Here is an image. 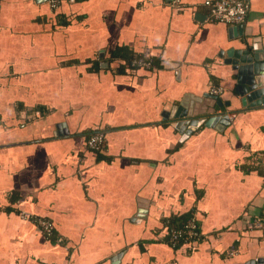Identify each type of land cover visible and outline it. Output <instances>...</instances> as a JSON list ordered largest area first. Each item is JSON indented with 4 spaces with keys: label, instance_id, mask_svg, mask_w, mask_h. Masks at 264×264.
Here are the masks:
<instances>
[{
    "label": "crops",
    "instance_id": "crops-1",
    "mask_svg": "<svg viewBox=\"0 0 264 264\" xmlns=\"http://www.w3.org/2000/svg\"><path fill=\"white\" fill-rule=\"evenodd\" d=\"M47 1L0 0V264H264V106H241L226 64L264 52V0L241 33L204 0ZM186 94L228 123L184 138L169 114ZM188 215L200 239L173 247L166 224Z\"/></svg>",
    "mask_w": 264,
    "mask_h": 264
},
{
    "label": "water",
    "instance_id": "water-1",
    "mask_svg": "<svg viewBox=\"0 0 264 264\" xmlns=\"http://www.w3.org/2000/svg\"><path fill=\"white\" fill-rule=\"evenodd\" d=\"M242 29V25H238L234 30L241 33ZM258 48L259 50H255L253 47V52L246 47L232 49L227 53L226 64L236 70L237 87L234 89V93L240 98L243 108L264 106V52L260 45ZM220 104L219 99L211 95L196 97L186 94L169 115L171 118L184 119L173 123V126L180 130L185 138L200 125L220 130L227 124L228 117L226 115L215 114V105L221 107ZM254 264H260V262Z\"/></svg>",
    "mask_w": 264,
    "mask_h": 264
},
{
    "label": "built area",
    "instance_id": "built-area-1",
    "mask_svg": "<svg viewBox=\"0 0 264 264\" xmlns=\"http://www.w3.org/2000/svg\"><path fill=\"white\" fill-rule=\"evenodd\" d=\"M63 0H48V5L51 9L56 10ZM73 3L74 0H64ZM204 6L208 10V19L211 21L221 22L227 25L238 26L243 25L247 12L248 4L245 0H204ZM150 55L145 53L140 59L133 61V64L138 67L150 68L152 66ZM213 95L220 93L219 89H212L210 91ZM104 144V135L102 132H95L86 139V147L93 151H100ZM22 219L30 220L37 224L39 228L46 234L51 235L53 232L52 223L44 218L35 217L26 213L20 214ZM253 226H260L259 223ZM169 242L175 244L180 241L181 243L194 242L200 239V234L197 232V224L193 216L187 219L182 229L170 230Z\"/></svg>",
    "mask_w": 264,
    "mask_h": 264
},
{
    "label": "trees",
    "instance_id": "trees-1",
    "mask_svg": "<svg viewBox=\"0 0 264 264\" xmlns=\"http://www.w3.org/2000/svg\"><path fill=\"white\" fill-rule=\"evenodd\" d=\"M61 2L63 3L66 1L63 0ZM141 56H142V54L130 55L129 52H127L126 48H118L117 47L113 51L110 52V58L111 59H113V60L116 58L122 59L128 64V66H130L132 68H136V65L133 64V61L136 59H140ZM149 57H150L152 66L156 65V61L154 60V58H152L151 55ZM189 218H190V216L188 215L185 217L184 216L179 217V219L176 218L175 220H178V221L169 220L168 224H166L167 225V235H169L170 230L182 229V227L186 223L187 219H189ZM197 232L199 233L198 229H197ZM180 243H181L180 241L176 242L175 244H173V247L180 245Z\"/></svg>",
    "mask_w": 264,
    "mask_h": 264
}]
</instances>
